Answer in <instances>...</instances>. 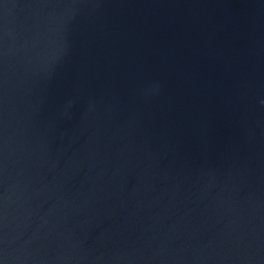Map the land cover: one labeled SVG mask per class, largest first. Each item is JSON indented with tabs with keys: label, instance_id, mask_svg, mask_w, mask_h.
<instances>
[{
	"label": "water",
	"instance_id": "water-1",
	"mask_svg": "<svg viewBox=\"0 0 264 264\" xmlns=\"http://www.w3.org/2000/svg\"><path fill=\"white\" fill-rule=\"evenodd\" d=\"M0 264H264V0H0Z\"/></svg>",
	"mask_w": 264,
	"mask_h": 264
}]
</instances>
